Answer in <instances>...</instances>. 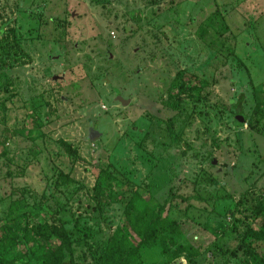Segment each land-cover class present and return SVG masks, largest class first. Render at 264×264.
Wrapping results in <instances>:
<instances>
[{"label":"rangeland","instance_id":"obj_1","mask_svg":"<svg viewBox=\"0 0 264 264\" xmlns=\"http://www.w3.org/2000/svg\"><path fill=\"white\" fill-rule=\"evenodd\" d=\"M181 72L193 89L171 105ZM263 105L264 0H0V220L95 264L133 191L172 196L200 247L178 264H245L241 246L262 243L248 228L264 222L250 212L264 136L249 128ZM95 167L114 198L103 211Z\"/></svg>","mask_w":264,"mask_h":264},{"label":"trees","instance_id":"obj_2","mask_svg":"<svg viewBox=\"0 0 264 264\" xmlns=\"http://www.w3.org/2000/svg\"><path fill=\"white\" fill-rule=\"evenodd\" d=\"M184 74L179 73L172 85L171 105H176L175 98L179 94L193 89L192 85L186 84ZM241 104L242 99L236 105V116L244 118L242 123L236 122L239 128L247 122V118L242 114ZM249 122L251 132L264 136V105ZM94 169L96 185L93 198L103 211L105 205L113 202L114 198L106 185L105 173L101 168ZM171 200L172 196L163 204L153 206L149 199L146 200L138 191H133L125 206L124 218L118 227L107 237L97 241L95 264H149L144 258L145 251L157 252L160 264H178L182 254H186L188 258L199 256L200 247L187 239L185 231V225L193 220L188 219L186 211L183 213L177 205H172ZM234 210L232 209V216H235ZM250 212L252 221L264 216L262 197L256 201L255 206H251ZM15 222L2 223L0 220V264H81L75 262L71 245L67 242L50 251L45 250L42 245L38 249H32L28 228L19 220ZM108 229L107 226L103 227V231ZM260 230L250 231L248 228L249 236L262 243L241 246L247 258L245 264H264V222ZM21 244L25 245L24 250L19 248Z\"/></svg>","mask_w":264,"mask_h":264},{"label":"water","instance_id":"obj_3","mask_svg":"<svg viewBox=\"0 0 264 264\" xmlns=\"http://www.w3.org/2000/svg\"><path fill=\"white\" fill-rule=\"evenodd\" d=\"M121 101H122V103L124 104V105H127L128 104V101H126V100H123L122 98H119ZM240 119H241V121H239L240 123H242L243 121H244V118L243 117H239ZM93 129L91 128V131H90V134L92 135L93 134V131H92ZM91 140H93L92 138H91Z\"/></svg>","mask_w":264,"mask_h":264}]
</instances>
